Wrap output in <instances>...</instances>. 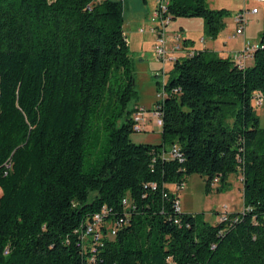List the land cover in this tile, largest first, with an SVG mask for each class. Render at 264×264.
Listing matches in <instances>:
<instances>
[{
	"label": "trees",
	"instance_id": "obj_1",
	"mask_svg": "<svg viewBox=\"0 0 264 264\" xmlns=\"http://www.w3.org/2000/svg\"><path fill=\"white\" fill-rule=\"evenodd\" d=\"M165 1L164 19L201 18L211 38L224 25L205 0ZM162 88V142H132L122 2L0 0V264H264V32L250 64L195 49ZM234 172L241 211L211 224L175 207L184 177L209 189ZM95 214L113 237L85 236Z\"/></svg>",
	"mask_w": 264,
	"mask_h": 264
},
{
	"label": "rangeland",
	"instance_id": "obj_2",
	"mask_svg": "<svg viewBox=\"0 0 264 264\" xmlns=\"http://www.w3.org/2000/svg\"><path fill=\"white\" fill-rule=\"evenodd\" d=\"M120 1L123 7V30L129 45L135 88V97L129 102L128 109L135 108L131 116L136 111V107L145 111L143 119L136 123L133 121V126L137 125L138 129L134 130L130 139L134 143L160 144L161 126L156 122V113L159 111L156 102L162 99V85L172 67L168 60L169 51L176 43L181 44L186 37L190 38L191 43L196 47H208L211 45V37L206 32L201 18L179 17L171 20L163 28L167 54L163 61H159L153 53V44L157 36L151 30L156 24V21L152 20L156 0ZM205 2L211 9L227 10L222 17L224 25L217 35L218 41H225L227 47L240 48L245 39L248 40L247 45L260 40L264 32V1L205 0ZM253 7L258 9L257 13H251ZM241 11L244 12V32L236 35L235 38H230L235 33V15ZM177 35H179L178 39H176ZM202 37L204 41H200ZM239 52L237 51L236 54L239 55ZM244 62L251 63L247 59ZM256 112L261 123H264L263 100L257 103ZM96 126L97 123L93 125L95 128ZM103 130V128L99 130V144L91 147L90 154L85 159V170H89L102 156V140L105 135ZM170 147L171 145H167L165 152L163 151L165 156H168ZM182 184V189L178 191L179 208L183 212L201 214L208 223L213 224L226 213L239 212L243 209L242 180L238 172L229 173L223 182L213 181L209 189L205 187V177L199 174L184 177ZM165 185L173 190L176 183L166 182Z\"/></svg>",
	"mask_w": 264,
	"mask_h": 264
},
{
	"label": "built area",
	"instance_id": "obj_3",
	"mask_svg": "<svg viewBox=\"0 0 264 264\" xmlns=\"http://www.w3.org/2000/svg\"><path fill=\"white\" fill-rule=\"evenodd\" d=\"M259 1H264V0H259ZM156 7H158V9L154 10L153 13V17L152 20L156 21L155 23V27L151 28L152 31L155 32V34L157 35L156 40H155V45H154V56L157 60L159 61H163L166 57V47H165V39L163 36V28L166 27V25L169 23L168 19H164V17L162 16V12H164L166 10V1L165 0H156ZM258 9L256 7H253L251 9V13H257ZM235 24H236V28H235V33L232 34L230 36V38H235L236 35H241L243 34L244 31V12H239L235 15L234 18ZM177 39L179 38V36H176ZM203 40V38H201V41ZM256 47V44H254L253 46L251 45H245L244 48L239 52V55L236 54L234 57V60L240 64V65H244L245 59H248L249 56H252V52L254 51ZM178 48V47H177ZM175 59L174 57H171L170 60L173 61ZM259 103V102H257ZM145 114V111L143 108L140 107H136V111L132 114V119L133 121L136 123L138 121H140L141 119H143V115ZM156 122L159 126L162 125V120L160 118L159 115V111L156 113ZM134 130H137L138 127L137 125L133 126ZM168 157L174 158L176 159L178 156H182L178 147H176L175 145H172L169 150H168ZM216 182V181H215ZM177 190L179 191L180 189H182L183 184L182 182L179 185H176ZM122 205L126 208L130 207V201H128L126 198L122 199ZM175 207L179 210H181L179 208V203L178 200L175 203ZM94 221L88 225L85 229V236H88L90 238H92V240L97 243L101 240V238L105 235H107L108 237H113L115 235V229L112 228L110 225H107L106 230L103 231L100 229V224L102 223L101 221V217L99 216V214H95L94 215ZM225 217H220L219 219L222 220Z\"/></svg>",
	"mask_w": 264,
	"mask_h": 264
},
{
	"label": "crops",
	"instance_id": "obj_4",
	"mask_svg": "<svg viewBox=\"0 0 264 264\" xmlns=\"http://www.w3.org/2000/svg\"><path fill=\"white\" fill-rule=\"evenodd\" d=\"M154 27H155V25H154ZM163 36H164V31H163ZM176 39H177V37H176ZM185 39H190V38L186 37L183 40H185ZM210 39H211V45H209L208 47L206 46V47H202V48L196 47L191 42H188L186 45L183 44V41L181 42V44L176 43V45H174L171 48V50L169 51V55H168L169 56L168 57L169 59L168 60H169L170 64L172 65V61L170 60L171 57H174V56L175 57L176 56H182V55H185L186 53L191 52L192 50H195V49H208V50H212V51H215L216 53H218L221 56H230V57H232L234 59V57L236 55V52L237 51L238 52L241 51L244 48V46L247 45V42H248V40L245 39L243 41V43H242V46H240V48L239 47L234 48V47H227L226 42L223 41V40H221V42L218 41V39H219L218 36L216 38H210ZM204 40L205 39L203 38L202 41H204ZM200 41H201V38H200ZM258 42L254 43V44H257ZM254 44H252V45L250 44V45L253 46ZM153 45H155V42H154ZM153 51H154V46H153ZM140 57H142V56H140ZM247 60L251 61V56H249Z\"/></svg>",
	"mask_w": 264,
	"mask_h": 264
},
{
	"label": "bare ground",
	"instance_id": "obj_5",
	"mask_svg": "<svg viewBox=\"0 0 264 264\" xmlns=\"http://www.w3.org/2000/svg\"><path fill=\"white\" fill-rule=\"evenodd\" d=\"M178 158V157H177Z\"/></svg>",
	"mask_w": 264,
	"mask_h": 264
}]
</instances>
